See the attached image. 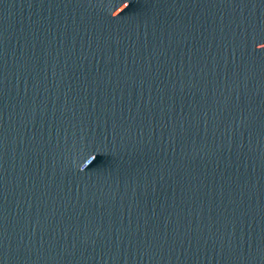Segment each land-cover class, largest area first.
<instances>
[{"label": "water", "instance_id": "1", "mask_svg": "<svg viewBox=\"0 0 264 264\" xmlns=\"http://www.w3.org/2000/svg\"><path fill=\"white\" fill-rule=\"evenodd\" d=\"M0 264H264V0H0Z\"/></svg>", "mask_w": 264, "mask_h": 264}]
</instances>
